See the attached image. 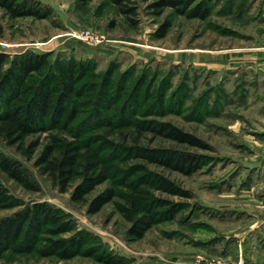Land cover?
<instances>
[{
  "label": "rangeland",
  "instance_id": "374dc122",
  "mask_svg": "<svg viewBox=\"0 0 264 264\" xmlns=\"http://www.w3.org/2000/svg\"><path fill=\"white\" fill-rule=\"evenodd\" d=\"M39 1L50 10L46 18H10L0 9V51L72 52L77 57L94 59L98 70H104L111 60L117 61L121 69L136 63L139 71L147 65L155 82L170 77L168 110L158 118L196 135L209 149L199 151L206 164L191 175L163 171L191 191L187 209L153 225L142 237L132 238L127 233L129 222L119 211L121 199L116 197L97 212L88 213L87 204L73 203L69 192L59 191L33 165L44 145L51 141L47 133L27 138L26 141H38L31 159L0 140V152L19 159L39 186L36 191L27 190L0 172V183L7 193L24 203L45 200L61 208L74 219L76 231L90 233L91 241L80 250L62 253L50 248V240L67 238L70 233L58 237L42 233L33 249L13 244L0 257V264H107L101 259L103 253L113 260L121 259V263L111 264L180 261L186 253H200L206 240H217L216 230L223 231L231 223L264 213V186L253 193L230 188L245 182L252 172L247 159L255 147V138L244 135L257 122L248 99L233 98L232 70L238 67L233 61L248 53L264 52V0H212L211 13L205 19L170 7L156 15L148 7L154 0H136L138 22L134 26L108 0ZM164 21L170 25L166 34L158 37L157 28ZM184 91L187 97L178 105ZM220 92L226 97L212 105ZM206 96L209 105L205 103ZM238 121L240 125L235 127ZM142 141L150 142L149 136ZM152 144L169 142L156 139ZM109 185L106 182L97 186L89 200ZM20 207L10 208L0 202V217ZM235 207L237 211L232 209ZM239 207L243 210L239 211ZM205 256L231 264L225 258Z\"/></svg>",
  "mask_w": 264,
  "mask_h": 264
},
{
  "label": "trees",
  "instance_id": "16d2710c",
  "mask_svg": "<svg viewBox=\"0 0 264 264\" xmlns=\"http://www.w3.org/2000/svg\"><path fill=\"white\" fill-rule=\"evenodd\" d=\"M108 1L129 23L137 24L136 0ZM212 4V0H154L148 7L156 15L170 7L205 19ZM0 9L10 18L50 14L39 0H0ZM169 25L168 21L160 24L156 35L163 37ZM137 68L132 63L121 69L111 60L98 70L94 59L72 52L0 51V140L31 159L38 141L27 138L47 133L51 141L33 165L59 191L69 192L73 203L87 204L88 213L121 199L119 211L129 222L127 233L132 238L187 209L191 191L163 171L191 175L206 164L199 151L209 149L196 135L158 118L168 110L170 77L155 82L150 67ZM187 91L178 105L184 103ZM223 92L212 105L226 97ZM147 136L150 142L144 143ZM156 139L169 145L152 144ZM0 172L27 190L39 189L28 168L2 152ZM106 182L110 185L89 200L96 187ZM0 202L10 208L21 206L0 217V257L13 244L33 249L42 233L56 237L70 233L50 240L53 251L67 253L91 244L90 233L76 231L72 216L48 201L24 203L0 183ZM101 259L121 263L104 253Z\"/></svg>",
  "mask_w": 264,
  "mask_h": 264
},
{
  "label": "crops",
  "instance_id": "0c3cea01",
  "mask_svg": "<svg viewBox=\"0 0 264 264\" xmlns=\"http://www.w3.org/2000/svg\"><path fill=\"white\" fill-rule=\"evenodd\" d=\"M235 62L238 67L232 70L233 98L248 99L257 122L256 125L252 124V130L244 135L255 138V147L247 159L252 174L250 173L245 182L230 188L253 193L252 190L256 191L264 186V52L248 53L233 61ZM239 122L235 127L240 125ZM232 209L237 211L236 207ZM238 210L242 211L243 208L239 207ZM215 237L217 240L214 242L210 239L205 241L207 244L199 248L200 253H186L185 259L180 261L163 259L158 261V264H203L211 261L205 255L228 259L231 264H264V213L253 214L250 219L240 220L238 224L231 223V227L223 231L216 230Z\"/></svg>",
  "mask_w": 264,
  "mask_h": 264
},
{
  "label": "built area",
  "instance_id": "2783aa9c",
  "mask_svg": "<svg viewBox=\"0 0 264 264\" xmlns=\"http://www.w3.org/2000/svg\"><path fill=\"white\" fill-rule=\"evenodd\" d=\"M203 264H229L226 260H212Z\"/></svg>",
  "mask_w": 264,
  "mask_h": 264
}]
</instances>
